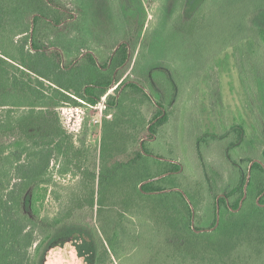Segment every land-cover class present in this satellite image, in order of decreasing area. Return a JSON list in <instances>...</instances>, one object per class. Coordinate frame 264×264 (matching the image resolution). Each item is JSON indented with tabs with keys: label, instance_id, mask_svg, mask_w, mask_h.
I'll return each instance as SVG.
<instances>
[{
	"label": "trees",
	"instance_id": "1",
	"mask_svg": "<svg viewBox=\"0 0 264 264\" xmlns=\"http://www.w3.org/2000/svg\"><path fill=\"white\" fill-rule=\"evenodd\" d=\"M112 1V12L119 14L125 35L119 40V47L102 59L98 53L95 58L88 52L90 49L83 48L76 53L78 48L69 42L40 40L42 27L57 32V38L63 31L71 36L84 14L79 6L69 7L61 0H0V53L15 62L0 57V264H45L48 252L62 238L73 234L82 236L79 255L84 256L83 249L91 247L90 264L113 263V257L130 250L126 245L131 233L125 223L129 215H148L155 219L159 228L176 237L180 249L187 247L181 257L184 259L237 264L242 263L243 258L259 256L264 245V165L259 161L253 163L245 196L253 159L237 160L230 154L232 148L242 145L245 135L242 124L228 134L238 136L226 149L237 179L231 189L220 196L221 219L217 227L216 216L209 227L212 230L193 229L190 204L196 206L194 197L187 195L189 203L180 187L162 184L181 169L180 164L172 162L165 171L168 175L140 187L144 181L164 172L154 176L137 174L141 166L158 159L147 153L145 142L146 153L141 145L126 151L127 130L141 122L136 107L129 101L131 97V101L137 102L147 99L156 105L157 113L150 120L147 136L157 132L158 126L168 120L169 113L156 98L155 92L164 94L157 82L149 90L151 95L137 76V80L120 83L123 72L129 67L126 63L131 47L136 48L148 13L142 0ZM179 5L193 25L199 27L207 22L208 0H169L165 6L166 16L174 13ZM217 8L221 16L229 15V23L223 25L221 47L214 57L244 40L254 14V3L243 0L236 6L221 4ZM210 17L212 19V15ZM192 30L197 31L194 27ZM9 31L23 38L22 41L7 39ZM257 31L251 61H264V21ZM109 45L112 47L113 42ZM70 54H73L71 58L67 56ZM121 67L123 70L119 71ZM133 70L137 73L136 67ZM137 75L149 76L145 72ZM45 80L53 85H47ZM112 87L116 88L107 94ZM106 94L97 172L96 160L90 168V157L75 144L73 133L64 128L57 108L65 102L78 104L75 96L97 104ZM113 108L116 112H110ZM117 112L126 116L124 121ZM54 160L63 162L81 176L78 188L68 192L55 215L48 216L43 215V208L51 183L49 169ZM207 179L213 185L214 178L207 174ZM95 213L97 224L92 221ZM196 229L202 228L196 226ZM250 244L255 249L251 256L237 250Z\"/></svg>",
	"mask_w": 264,
	"mask_h": 264
},
{
	"label": "rangeland",
	"instance_id": "2",
	"mask_svg": "<svg viewBox=\"0 0 264 264\" xmlns=\"http://www.w3.org/2000/svg\"><path fill=\"white\" fill-rule=\"evenodd\" d=\"M61 1L69 7L79 6L84 11L76 24L79 30L71 36L63 31L57 38V32L42 27L39 33L42 42L51 43L57 39L69 42L78 48L76 53L83 48L90 49L88 52L95 58L98 53L102 59L121 43L119 40L125 35V26L119 14L112 12V0ZM142 1L148 17L136 48L131 47L126 63L129 67L122 73L120 83L139 78L149 95V90L158 83L164 94L155 92L156 98L167 107L164 111H168L169 118L158 126L152 136L145 135L146 130L149 132L150 120L157 113L156 105L147 99L143 102L131 101V97L129 102L136 107L141 122L127 130L126 151L145 142L147 153L158 159L152 160L148 166H141L137 170L139 175L154 176L163 172V175H168L165 171L172 162L180 164L181 169L162 184L167 187L177 185L186 195H192L196 202L195 226L209 229L217 215L218 196H215L225 194L237 179L236 170L226 156L228 144L238 137L235 133L228 135L236 125L244 126L245 135L242 145L232 148L231 156L237 160L244 157L253 159L264 165V61H251L257 29L264 21V0H252L254 14L244 40L215 57L221 47L223 25L229 23V15L221 16L217 7L221 4L236 6L243 0H208L212 19L209 15L207 22H202L199 27L191 23L180 5L174 13L166 16L165 6L169 0ZM33 17L30 20L31 30L35 26ZM193 27L197 31L192 30ZM8 35L7 39L19 40V43L23 39L11 31ZM111 41L112 47L109 45ZM83 43L86 45L82 46ZM67 56L71 58L73 54ZM0 57L15 63L2 53ZM135 67L138 74L145 72L148 78L138 76L133 70ZM122 70L123 67L119 71ZM45 83L53 85L46 80ZM115 88L112 87L107 94ZM107 94L97 104L75 96L78 104L65 102L57 108L64 128L73 133L75 144L90 157V168L96 160L97 172L100 169ZM157 99L152 96L154 102ZM110 112H116L115 108ZM117 115L122 121L126 118L120 113ZM142 149L146 153L144 146ZM70 169L61 161L51 163V183L43 215H55L68 192L78 188L81 175ZM207 174L214 178L213 185L208 182ZM92 221L97 224L96 213ZM125 223L131 233L126 247L133 249L113 257L114 262L110 264H217L200 258H181L187 247L180 249L176 237L170 231L159 228L155 219L148 215H129ZM81 238L74 234L62 238L48 252L45 264H90L93 260L91 247L83 249L84 256L79 255ZM237 250L249 256L255 251L252 244ZM237 264H264V245L262 254L243 258L242 263Z\"/></svg>",
	"mask_w": 264,
	"mask_h": 264
},
{
	"label": "water",
	"instance_id": "3",
	"mask_svg": "<svg viewBox=\"0 0 264 264\" xmlns=\"http://www.w3.org/2000/svg\"><path fill=\"white\" fill-rule=\"evenodd\" d=\"M31 32H33V28H32V30H31ZM119 47V45L116 47V49ZM115 49V50H116ZM150 127V126H149ZM141 146L143 147V142L141 143ZM256 160H253L251 163H250V166H249V173H248V178H247V182H246V184H245V196L247 195V189H248V184H249V180H250V178H251V169H252V165H253V163L255 162ZM163 176H166V175H161V176H158V177H155V178H151V179H148V180H146V181H144L142 184H140V187H142V185L145 183V182H149V181H152V180H155V179H159V178H161V177H163ZM185 194V193H184ZM220 196L221 195H219L218 196V198H217V220H216V225H215V227H217L218 225H219V223H220V219H221V212H220V203H219V199H220ZM185 197L187 198V200H188V202L189 203H191V201L189 200V198L187 197V195L185 194ZM242 203H243V201L241 202V205L240 206H242ZM191 205V209H192V227H193V229H195L196 231H205V230H212V229H201V230H197L196 229V226H195V208H194V205L191 203L190 204Z\"/></svg>",
	"mask_w": 264,
	"mask_h": 264
}]
</instances>
